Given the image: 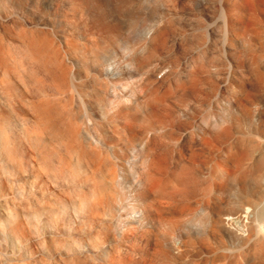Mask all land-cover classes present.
Listing matches in <instances>:
<instances>
[{
    "label": "bare ground",
    "instance_id": "obj_1",
    "mask_svg": "<svg viewBox=\"0 0 264 264\" xmlns=\"http://www.w3.org/2000/svg\"><path fill=\"white\" fill-rule=\"evenodd\" d=\"M56 29L0 38L23 259L264 264V0H68Z\"/></svg>",
    "mask_w": 264,
    "mask_h": 264
},
{
    "label": "rangeland",
    "instance_id": "obj_2",
    "mask_svg": "<svg viewBox=\"0 0 264 264\" xmlns=\"http://www.w3.org/2000/svg\"><path fill=\"white\" fill-rule=\"evenodd\" d=\"M44 21L49 23L50 28L56 25L58 31L67 29L68 0H0V38H3L4 46L10 42L13 52L18 50L20 43L19 26L35 30ZM5 182V176L0 174V264H22L24 261L28 264H55L56 260L42 251L32 258L23 259L17 236L20 211L16 200L19 198L16 195L10 198L6 196ZM26 213L31 217L32 208ZM44 217L48 218L47 213H44Z\"/></svg>",
    "mask_w": 264,
    "mask_h": 264
}]
</instances>
